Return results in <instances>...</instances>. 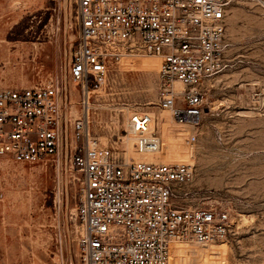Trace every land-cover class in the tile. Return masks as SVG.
I'll return each instance as SVG.
<instances>
[{"label": "built area", "instance_id": "1", "mask_svg": "<svg viewBox=\"0 0 264 264\" xmlns=\"http://www.w3.org/2000/svg\"><path fill=\"white\" fill-rule=\"evenodd\" d=\"M246 2L264 11V0H75V45L61 75L47 85L0 89V158L65 163L81 174L85 264H169L176 242L228 238V212L180 205L179 189L194 168L150 160L162 147L155 117H130L131 155L124 141L113 147L91 136L88 111L117 67L149 59L160 69L158 108L177 125L199 127L208 85L234 66L230 9Z\"/></svg>", "mask_w": 264, "mask_h": 264}, {"label": "rangeland", "instance_id": "2", "mask_svg": "<svg viewBox=\"0 0 264 264\" xmlns=\"http://www.w3.org/2000/svg\"><path fill=\"white\" fill-rule=\"evenodd\" d=\"M0 7V89L47 85L60 76L75 45V0H0ZM228 37L234 66L208 85L195 129L158 108L160 69L149 59L123 62L90 97L92 137L121 147L128 118L153 115L162 147L150 160L194 168L179 189L180 205L230 215L227 239L176 245L170 264H264V11L249 2L232 5ZM190 130L193 145L186 141ZM80 177L65 163L0 158V264H85Z\"/></svg>", "mask_w": 264, "mask_h": 264}, {"label": "bare ground", "instance_id": "3", "mask_svg": "<svg viewBox=\"0 0 264 264\" xmlns=\"http://www.w3.org/2000/svg\"><path fill=\"white\" fill-rule=\"evenodd\" d=\"M21 5V4H20ZM175 89H176V91H178V92H181V91H183V86L182 85H180L179 83H176L175 84ZM99 93H101L100 92V90H97V91H94L92 94H99ZM91 99H90V104H89V111H88V116H90V109H91ZM218 103V102H217ZM76 103L74 102V105H75ZM215 104V103H214ZM217 104H215V107H211V109H210V113H213L216 109H217ZM93 108V107H92ZM86 115H87V113H86ZM134 116L135 115H131L130 117H131V119L132 118H134ZM149 116H152V117H154L153 115H149ZM130 117L128 118V121H129V119H130ZM128 125V124H127ZM189 126H186V129L188 128ZM191 128V127H190ZM191 132V134L190 135H192L193 134V131L192 130H190ZM124 143H125V146H126V149L128 150V152H132L133 150H132V148H133V138H131L130 136L129 137H127L126 139H125V141H124ZM135 153V152H134ZM131 155H134L133 153L131 154ZM152 158H154V156L152 157ZM189 244H194V245H197L196 243H193V242H189V243H186V242H176L174 245H173V247H172V250H171V257H170V262H171V258H172V251H173V248L176 246V245H189ZM210 245H216L215 243H213V244H209L208 246H210ZM197 246H199V245H197ZM170 262H169V264H170Z\"/></svg>", "mask_w": 264, "mask_h": 264}, {"label": "crops", "instance_id": "4", "mask_svg": "<svg viewBox=\"0 0 264 264\" xmlns=\"http://www.w3.org/2000/svg\"><path fill=\"white\" fill-rule=\"evenodd\" d=\"M1 8V7H0ZM227 22H228V24H229V17H228V19H227ZM261 120V119H260Z\"/></svg>", "mask_w": 264, "mask_h": 264}]
</instances>
